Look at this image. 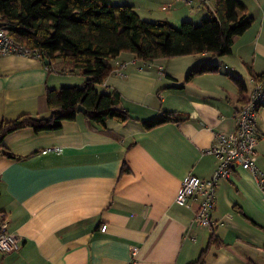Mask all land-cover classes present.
I'll use <instances>...</instances> for the list:
<instances>
[{
    "label": "crops",
    "instance_id": "obj_1",
    "mask_svg": "<svg viewBox=\"0 0 264 264\" xmlns=\"http://www.w3.org/2000/svg\"><path fill=\"white\" fill-rule=\"evenodd\" d=\"M238 1L254 22L233 38L230 55L143 63L121 53L110 61L113 72L97 91H117L134 120H108L100 128L79 114L58 131L26 128L4 137L2 145L21 158L0 152V213L20 237V248L0 253V264H189L212 235L218 244L208 249L204 264H264V204L251 172L235 169L218 183L211 230L194 221L198 200L183 207L175 203L187 175L212 176L217 160L206 151L214 135L236 128L242 101L235 79L248 93L253 78L247 67L255 74L264 71V1H255L252 14L250 4ZM176 4L145 0L129 5L143 20H166L176 28L190 20ZM200 64L219 65V70L185 82ZM76 72L66 71L60 60L47 68L35 57H0V121L23 114L47 118L46 90L75 86L69 81L81 74ZM79 76L83 85L85 78ZM163 112L183 113L188 120L142 128V121ZM260 119L257 132L264 135V115ZM257 153L264 170V140ZM124 166L128 173H121ZM102 225H107L104 232Z\"/></svg>",
    "mask_w": 264,
    "mask_h": 264
},
{
    "label": "trees",
    "instance_id": "obj_2",
    "mask_svg": "<svg viewBox=\"0 0 264 264\" xmlns=\"http://www.w3.org/2000/svg\"><path fill=\"white\" fill-rule=\"evenodd\" d=\"M216 11L200 25L184 21L180 28L166 20L147 21L139 17L129 4H112L110 0H0V27L13 41L28 49L44 62L47 68L60 60L68 72L79 71L85 78L82 87L68 86L59 90L47 89L44 103L47 118L23 114L12 121H0V152L20 159L2 145L5 136L29 128L35 133L58 131L63 122L74 121L83 114L93 125L106 128L108 120L126 123L134 120L115 90L99 93L97 87L113 72L110 61L121 53H130L143 63L173 57L209 54L212 57L230 55L233 38L244 34L254 18L238 0H215ZM219 65L200 64L185 76V82L195 76L215 73ZM248 73L254 81L264 78V71ZM239 85L240 100L245 101L246 89ZM188 120L178 112H163L141 126L149 131L159 126ZM126 166L121 173H128ZM218 244L210 237L206 249L189 264H204L208 249Z\"/></svg>",
    "mask_w": 264,
    "mask_h": 264
},
{
    "label": "built area",
    "instance_id": "obj_3",
    "mask_svg": "<svg viewBox=\"0 0 264 264\" xmlns=\"http://www.w3.org/2000/svg\"><path fill=\"white\" fill-rule=\"evenodd\" d=\"M176 2L186 5L194 12L206 10L215 13L216 11L215 0H176ZM167 9H170V5ZM10 55L38 58L37 54L16 44L0 27V57ZM261 107H264V78L259 81L253 80L250 92L246 94L244 103L235 113V130L214 135L213 144L206 151L217 160L212 176L208 179H200L190 174L182 180L175 203L183 207L187 206L191 200H198L194 221L200 227L211 230L216 225L212 219V212L215 208L217 185L220 181L229 179L235 169L252 173L261 191L264 204V170L257 162V147L260 141L264 140V135L257 132L258 112ZM57 150L49 149L44 153ZM106 229L107 225H102L100 230L104 232ZM19 248L20 237L9 231L8 219L5 214L0 213V253L11 254ZM135 252L134 248L133 253Z\"/></svg>",
    "mask_w": 264,
    "mask_h": 264
},
{
    "label": "rangeland",
    "instance_id": "obj_4",
    "mask_svg": "<svg viewBox=\"0 0 264 264\" xmlns=\"http://www.w3.org/2000/svg\"><path fill=\"white\" fill-rule=\"evenodd\" d=\"M113 2H115V3H121V4H125V3H128V4H134V3H137V2H142V3H144V1L145 0H112ZM255 1H264V0H245L244 2H246L247 4H250L251 5V11H249V12H251V14L252 13H255L256 12V10H257V8H258V5L255 3ZM177 5V7H179V8H181V9H183L184 11H187L188 13H189V17L188 18H190V20H186L187 22H191V23H193V24H195V25H200L201 24V22H202V20H205V19H208L209 17H210V14L205 10V11H199V12H191L190 11V8L189 7H187V6H185V5H183V4H180V3H178V4H176ZM190 11V12H189ZM147 20V19H146ZM147 21H149V20H147ZM150 21H153V20H150ZM184 22V20L182 21V22H178V24L176 25V26H178V27H176V28H180V26H181V24ZM78 72V71H77ZM76 72V73H77ZM79 75H81V74H76V76H74V78L71 80V81H69V82H74V84H75V86H78V87H82L83 85H81V80L79 81V80H77L80 76ZM247 85V84H246ZM68 86H74V85H65V86H63V87H68ZM248 86V85H247ZM249 87V86H248ZM259 116H258V118L260 117L261 118V116H263L264 115V107H261L260 108V110H259ZM258 119L257 120V122L260 124V120L261 119ZM262 125L264 126V119H262Z\"/></svg>",
    "mask_w": 264,
    "mask_h": 264
},
{
    "label": "water",
    "instance_id": "obj_5",
    "mask_svg": "<svg viewBox=\"0 0 264 264\" xmlns=\"http://www.w3.org/2000/svg\"><path fill=\"white\" fill-rule=\"evenodd\" d=\"M49 62L46 60L45 61V64H48ZM77 112L78 113H81V114H86L87 113V110L84 109L83 107L79 106L78 109H77Z\"/></svg>",
    "mask_w": 264,
    "mask_h": 264
}]
</instances>
